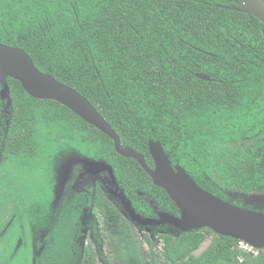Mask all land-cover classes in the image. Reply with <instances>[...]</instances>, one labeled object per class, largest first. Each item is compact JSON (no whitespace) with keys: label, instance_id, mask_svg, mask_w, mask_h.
I'll list each match as a JSON object with an SVG mask.
<instances>
[{"label":"trees","instance_id":"trees-1","mask_svg":"<svg viewBox=\"0 0 264 264\" xmlns=\"http://www.w3.org/2000/svg\"><path fill=\"white\" fill-rule=\"evenodd\" d=\"M237 6V0H0V42L22 47L41 71L86 96L150 167L149 141L160 140L174 166L242 206L232 191L264 190V23L230 8ZM8 81L10 102L0 94V264H99L97 253H80L76 242L82 207L93 198L72 199L74 166L51 212L59 161L75 154L110 163L143 216L180 214L106 133L56 100L29 95L19 80ZM95 190L108 235L125 241L129 264H142L135 223L120 201L105 200L99 184ZM50 213L53 222L44 226ZM28 220L47 229L34 256ZM155 232L166 264H264V248L247 251L241 240L210 228L181 232L165 224ZM210 234L212 243L196 255Z\"/></svg>","mask_w":264,"mask_h":264},{"label":"water","instance_id":"water-1","mask_svg":"<svg viewBox=\"0 0 264 264\" xmlns=\"http://www.w3.org/2000/svg\"><path fill=\"white\" fill-rule=\"evenodd\" d=\"M237 1L238 6L230 8L251 14L264 23V0ZM196 75L201 79L210 80V76L205 73L199 72ZM9 77L19 80L29 95L39 99L56 100L106 133L113 139L117 153L136 159L153 182L166 190L180 210V215L161 212L157 217L143 216L137 212L119 186L110 163L83 157L85 170L82 175L93 176L96 180H99L102 173L106 175L111 182V195L121 199L123 210L128 212L129 218L137 225L170 224L181 232L210 228L220 235L242 240L255 249L264 248V211L237 205L201 187L183 166L173 165L170 154L165 151L160 140L149 141L150 153L155 163L154 167H150L143 153L122 144L119 134L86 96L54 75L41 71L22 47L0 42V94L8 102ZM76 160L77 157L74 163ZM73 174L71 167L68 180ZM59 203L60 200L56 207Z\"/></svg>","mask_w":264,"mask_h":264},{"label":"rangeland","instance_id":"rangeland-1","mask_svg":"<svg viewBox=\"0 0 264 264\" xmlns=\"http://www.w3.org/2000/svg\"><path fill=\"white\" fill-rule=\"evenodd\" d=\"M76 159V156H72L68 158L67 160H61L59 161L58 167H57V182H56V188L54 190V198L51 202V212H53V209L57 206L58 200L60 198V194L62 192V188L70 177V170L72 167V161ZM61 162V163H60ZM88 179L92 178L90 175H86ZM101 180L105 182L104 185L108 189H111V182L109 178L102 174L100 176ZM232 199H236L239 202H241L242 206L245 208H250L254 210L264 211V190H257L250 193H244L241 191H232L230 193ZM112 199L116 198V200L120 201L121 199L115 196H111ZM56 209V208H55ZM123 214L125 217L129 218V214L127 211L123 210ZM49 223L53 220V215L50 213L49 217ZM52 220V221H51ZM136 233L139 237V259L142 262V264H166L163 260H161V256L159 255L158 250L160 251L162 247L161 241L158 239L157 234L162 232L161 230L157 231V234L155 232V225H149V226H140L137 225L135 227ZM46 228H44L42 231L37 230L36 232H46ZM35 232V233H36ZM33 235V240L31 243L32 250H35L36 247V239L39 236ZM213 234H210L206 240L201 244V246L195 251L196 255H200L203 253L209 245L212 243ZM152 241V242H151ZM106 250H104V253H101L104 258L99 260L100 264H129L128 260L130 257V254L128 252L127 245L125 244L124 240L120 239H113L110 237L108 244L105 246ZM257 253L259 251H256ZM256 253V254H257ZM36 253H33V256ZM104 261V262H103ZM239 264V263H237ZM248 264H252L250 261Z\"/></svg>","mask_w":264,"mask_h":264},{"label":"flooded vegetation","instance_id":"flooded-vegetation-1","mask_svg":"<svg viewBox=\"0 0 264 264\" xmlns=\"http://www.w3.org/2000/svg\"><path fill=\"white\" fill-rule=\"evenodd\" d=\"M76 157H77L76 162L75 163H74V161L72 162V166H74L75 169L77 168V170H76L77 173L74 174V178L72 181V186H73L72 199L74 200L75 198H77L78 194L83 193V197L86 198V202L89 201V197L91 195L93 198V203L91 205H88L87 203L83 205L82 214L80 215V218H79V223H80L79 229H78V233L76 234L75 238H76V242L78 243V247H80V250H81L80 253H90V252L95 253V254L97 253L96 257H97V260L99 263V260L104 258L101 253H104V250H106L105 246L108 244V241L110 239V235H108L107 220L104 218L105 215L102 212L100 205H98L96 203V201L94 200V199H96L97 195L101 196V194L96 193L95 186H97L98 184L100 185V188L104 191L105 200L108 199V201L112 202L113 199L111 198L112 195H111L110 189L105 187L106 186V185H104L105 182L102 181L101 178H99V182H98V180H96V178L93 176H92V178L88 179L86 174L82 175L83 174L82 172H84V170H85V165L82 162L83 158L78 156V155ZM73 163H74V165H73ZM67 181L69 182V180H66V182L62 188V192L60 194L59 200H61L63 197L65 187H67V185H68ZM92 185H93V189L91 188ZM55 208L53 210H55ZM156 211H157V214L161 213L158 210H156ZM148 217H150V216H148ZM28 224L31 226V230L33 232V235L39 236L36 239V247H35L34 251L32 250V253H40L39 248L44 247V245H43V242L39 244V241L44 240V237H43L44 232H41L40 235H39V233L36 232L37 230H36V228H34L36 223L34 221L28 220ZM45 225H49V219L48 218L45 221L44 226ZM136 226H137V223H135L133 225L134 231H136V229H135ZM43 229H44V227L41 228L40 231H42ZM95 234H96V236H98L100 238V241L95 237ZM21 244H22V239L20 238V239H18V241L15 245L16 249ZM87 248H89V252H87ZM138 252H139V249H138Z\"/></svg>","mask_w":264,"mask_h":264},{"label":"built area","instance_id":"built-area-1","mask_svg":"<svg viewBox=\"0 0 264 264\" xmlns=\"http://www.w3.org/2000/svg\"><path fill=\"white\" fill-rule=\"evenodd\" d=\"M240 246H241L242 248H244L245 250H247V251H254V252L257 251L255 248H253L252 246H250L249 244H247V243L244 242V241H240Z\"/></svg>","mask_w":264,"mask_h":264},{"label":"clouds","instance_id":"clouds-1","mask_svg":"<svg viewBox=\"0 0 264 264\" xmlns=\"http://www.w3.org/2000/svg\"><path fill=\"white\" fill-rule=\"evenodd\" d=\"M242 241V240H241Z\"/></svg>","mask_w":264,"mask_h":264}]
</instances>
